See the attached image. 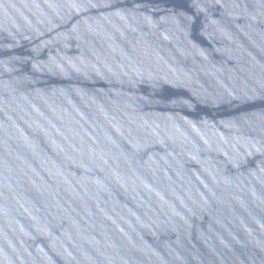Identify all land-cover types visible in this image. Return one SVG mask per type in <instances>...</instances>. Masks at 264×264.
<instances>
[{"label":"water","instance_id":"95a60500","mask_svg":"<svg viewBox=\"0 0 264 264\" xmlns=\"http://www.w3.org/2000/svg\"><path fill=\"white\" fill-rule=\"evenodd\" d=\"M0 264H264V0H0Z\"/></svg>","mask_w":264,"mask_h":264}]
</instances>
